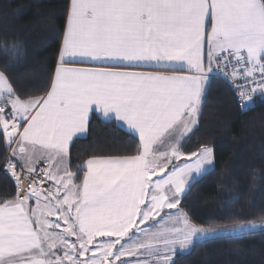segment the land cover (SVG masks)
I'll return each mask as SVG.
<instances>
[{"label": "snow or ice", "instance_id": "1", "mask_svg": "<svg viewBox=\"0 0 264 264\" xmlns=\"http://www.w3.org/2000/svg\"><path fill=\"white\" fill-rule=\"evenodd\" d=\"M0 51L7 68L25 55L16 43ZM217 74L242 108L264 99V0H70L44 95L20 94L0 70V141L16 187L0 200V264H175L177 248L264 230V216L204 227L170 211L214 168L212 147H182ZM96 109L138 145L92 156L78 174L69 148Z\"/></svg>", "mask_w": 264, "mask_h": 264}, {"label": "trees", "instance_id": "2", "mask_svg": "<svg viewBox=\"0 0 264 264\" xmlns=\"http://www.w3.org/2000/svg\"><path fill=\"white\" fill-rule=\"evenodd\" d=\"M70 0H0V45L16 43L25 53L22 62L5 71L22 95L41 96L49 89L61 47ZM182 151L201 145L214 150V168L207 171L181 198L179 208L192 222L217 226L233 219L256 221L264 216V99L242 108L229 84L211 77L201 105L198 125L189 133ZM138 138L114 119L93 112L87 134L73 140L69 168L92 156L134 154ZM7 146L0 141V200L12 199L14 181L1 171ZM79 182V181H76ZM175 264H264V230L251 234L221 235L178 252Z\"/></svg>", "mask_w": 264, "mask_h": 264}, {"label": "crops", "instance_id": "3", "mask_svg": "<svg viewBox=\"0 0 264 264\" xmlns=\"http://www.w3.org/2000/svg\"><path fill=\"white\" fill-rule=\"evenodd\" d=\"M70 3V2H69ZM64 33V32H63ZM63 37V36H62ZM61 47H62V42H61ZM61 47H60V50H59V53H58V57H59V54H60V51H61ZM58 57H57V63H56V66H55V69H56V67H57V65H58ZM78 66H85V67H103V65H92V64H86V65H78ZM55 69H54V72H55ZM137 70H141V71H157V70H159V69H155V68H141V69H137ZM54 74V73H53ZM214 76V75H213ZM212 76V77H213ZM93 112H96V113H98L102 118H104V119H109V118H107V117H105L104 116V114L102 113V112H100L99 111V109H96V110H94ZM93 112H91L90 114H89V119H90V116H91V114L93 113ZM120 126H122L123 128H125L126 130H128V131H130L131 132V130H129V129H127V127H126V125H123V124H121V123H119V122H117ZM87 134V133H86ZM85 134V135H86ZM85 135H83V136H85ZM83 136H81V135H77L76 137H74L73 138V140L74 139H76V138H78V137H83ZM73 142V141H72ZM72 144V143H71ZM12 147H16V145L15 144H13L12 145ZM70 147H71V145H70ZM69 151H70V148H69ZM36 156L37 157H39V161H41V160H45V158H44V156L43 155H41V153H39V152H37L36 153ZM38 161V162H39ZM55 164L53 165V168H55ZM68 166H69V160H68ZM77 183H79V182H77ZM32 203V207H35V203L34 202H31ZM179 211H181V209L179 208V206H178V209L177 210H175L174 212H175V214H177V212H179ZM164 214V213H163ZM53 218H55V217H53Z\"/></svg>", "mask_w": 264, "mask_h": 264}, {"label": "built area", "instance_id": "4", "mask_svg": "<svg viewBox=\"0 0 264 264\" xmlns=\"http://www.w3.org/2000/svg\"><path fill=\"white\" fill-rule=\"evenodd\" d=\"M216 76H219V77L223 78V76H222V75H219V74H217ZM223 79H224V78H223ZM224 80H225V79H224ZM225 81H226V80H225ZM227 83H228V82H227ZM238 83H243V82H242V81H239ZM228 84H229V83H228ZM229 86H230L232 92L234 93V95L236 96V99L238 100V97H237V95H236V92H235L234 88H233L230 84H229ZM9 152H10V149L8 148V149H7L6 157L9 155ZM6 157H5V158H6ZM4 163H5V159H4V161H3L2 165H1V171H2L5 175H7V176H9V177L11 178L10 174H9L7 171L4 170ZM35 166L37 167V170H39L40 167H46L47 164H46V161H45V160H41V161L37 162ZM11 179H12V178H11ZM12 180H13V179H12ZM13 181H14V180H13ZM51 186H52V185H51V183H49V182H46V183L43 185L44 189H48V188H50Z\"/></svg>", "mask_w": 264, "mask_h": 264}, {"label": "rangeland", "instance_id": "5", "mask_svg": "<svg viewBox=\"0 0 264 264\" xmlns=\"http://www.w3.org/2000/svg\"><path fill=\"white\" fill-rule=\"evenodd\" d=\"M200 178V177H199ZM178 209V208H177ZM177 209H173V210H170L172 213H174L175 214V210H177ZM182 211V210H181ZM177 214H178V212H177ZM161 215L163 216L164 214L163 213H161ZM53 219H55V218H53ZM157 219H159V217H157ZM204 227H215V226H204ZM189 249V248H188ZM188 249H183V250H181V249H179V248H177V253L178 252H185V251H187ZM176 253V254H177ZM62 254V253H61ZM99 255V253H97V256Z\"/></svg>", "mask_w": 264, "mask_h": 264}]
</instances>
